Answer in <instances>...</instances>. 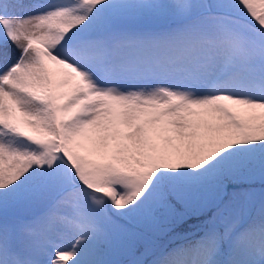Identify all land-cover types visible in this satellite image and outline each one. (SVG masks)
<instances>
[{
	"label": "snow or ice",
	"instance_id": "1",
	"mask_svg": "<svg viewBox=\"0 0 264 264\" xmlns=\"http://www.w3.org/2000/svg\"><path fill=\"white\" fill-rule=\"evenodd\" d=\"M0 264H264V0H0Z\"/></svg>",
	"mask_w": 264,
	"mask_h": 264
},
{
	"label": "trees",
	"instance_id": "2",
	"mask_svg": "<svg viewBox=\"0 0 264 264\" xmlns=\"http://www.w3.org/2000/svg\"><path fill=\"white\" fill-rule=\"evenodd\" d=\"M257 187H259L258 184H257ZM197 223H198L197 217L191 216L188 218L186 224L184 225V228L178 230V234L177 233H171L168 235H162V236H158L156 239L161 244H168V247H169L172 244H175L179 241H183V239L173 238V237H177V235L184 236L186 233L196 232V228L192 227V225H195ZM140 251H143L142 247H141ZM152 258H153V256L146 257V259H148V260H152Z\"/></svg>",
	"mask_w": 264,
	"mask_h": 264
},
{
	"label": "rangeland",
	"instance_id": "3",
	"mask_svg": "<svg viewBox=\"0 0 264 264\" xmlns=\"http://www.w3.org/2000/svg\"><path fill=\"white\" fill-rule=\"evenodd\" d=\"M25 2H31V0H25ZM229 190H231V189H229Z\"/></svg>",
	"mask_w": 264,
	"mask_h": 264
}]
</instances>
